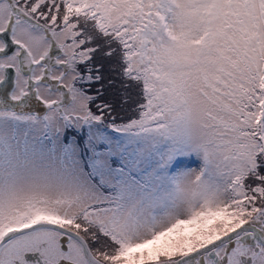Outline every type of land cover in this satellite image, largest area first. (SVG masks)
<instances>
[{"label":"snow or ice","instance_id":"snow-or-ice-1","mask_svg":"<svg viewBox=\"0 0 264 264\" xmlns=\"http://www.w3.org/2000/svg\"><path fill=\"white\" fill-rule=\"evenodd\" d=\"M0 264H264V0H0Z\"/></svg>","mask_w":264,"mask_h":264}]
</instances>
